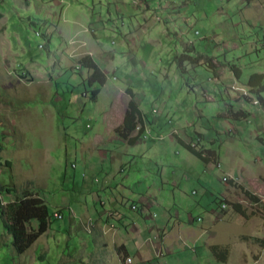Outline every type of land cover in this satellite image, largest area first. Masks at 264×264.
Segmentation results:
<instances>
[{
  "label": "rangeland",
  "instance_id": "rangeland-1",
  "mask_svg": "<svg viewBox=\"0 0 264 264\" xmlns=\"http://www.w3.org/2000/svg\"><path fill=\"white\" fill-rule=\"evenodd\" d=\"M0 13V183L16 189L2 205L31 191L51 216L22 254L0 222V264H121L114 242L134 264H264V209L245 193L264 203V89L246 85L264 76V0H0ZM85 55L103 85L89 84ZM127 88L141 111L135 144L114 131ZM114 210L140 234H93ZM153 225H167L163 256L142 263L149 246L160 257ZM212 244L229 247L226 262Z\"/></svg>",
  "mask_w": 264,
  "mask_h": 264
},
{
  "label": "trees",
  "instance_id": "trees-1",
  "mask_svg": "<svg viewBox=\"0 0 264 264\" xmlns=\"http://www.w3.org/2000/svg\"><path fill=\"white\" fill-rule=\"evenodd\" d=\"M188 48L190 47L187 45L186 49ZM187 58H190V56L186 53H183L182 55L177 57L178 67L182 72H185L183 61H185ZM79 63L82 67H85L87 69L89 84H92L96 80L101 85L105 83V73L99 68L97 63L90 55H85L84 57H82L79 60ZM208 65L212 67L214 66L212 62L208 63ZM231 70L237 78H240L241 70L239 68L231 66ZM213 72L214 74H216L214 70ZM263 78L264 76L261 73H252L249 76L246 85L250 87L251 92L259 94L258 87L259 89H264ZM126 90L129 95L127 108L125 110L121 124L115 127L114 131L116 135L122 140H125L129 144H135L143 134L142 128H138V133L133 134V132L138 127V123L141 121V111L136 104L132 91L129 88H127ZM97 92L98 89L93 90L90 98L95 99ZM85 95H87V90L85 91ZM199 140L200 138L198 137V141ZM179 142L190 153L202 160L204 163H209L210 161H212V157L210 155H204V151L199 150L197 148V144L193 142H184L182 140H179ZM1 150L2 148L0 147V151ZM210 153L211 152H209V154ZM1 159L2 158L0 157V160ZM5 164L7 166H10L11 162L9 160H5ZM15 191L16 189L14 187H10L7 184L0 183V194L11 193ZM245 193L248 195L249 199L257 203L259 208L264 209V203L260 202L256 196H253L248 191H245ZM21 195L22 196L17 198V200H14V202L10 203L11 205L7 206L0 203V222L5 229V232L11 237V246L14 252L17 254L24 253L31 246V244L49 228L51 220L47 205L42 198H40L39 196H33L31 191H23ZM222 201L224 200L218 198L217 196L214 197L213 200V202L218 206ZM232 205L236 212L240 213L242 216H246L241 207V204L233 203ZM131 209L137 210L138 208L135 204H132ZM219 209H221V206L219 207ZM56 212L59 213V217H62V209L55 211L54 216H56ZM112 213L114 214L112 217L114 219L113 223L116 228H119V226L122 225V227L126 228L127 230V224L124 223L126 216L115 210L112 211ZM196 220L198 219L196 218ZM32 221L35 222V226H31ZM193 221H195V219H191V222ZM251 240H257V238L251 237ZM210 250L218 261L226 262L228 260L229 247L227 245L212 244L210 245Z\"/></svg>",
  "mask_w": 264,
  "mask_h": 264
},
{
  "label": "crops",
  "instance_id": "crops-1",
  "mask_svg": "<svg viewBox=\"0 0 264 264\" xmlns=\"http://www.w3.org/2000/svg\"><path fill=\"white\" fill-rule=\"evenodd\" d=\"M26 3H27V1H26ZM138 202H139V205L136 204V207L140 208L141 213H142L143 211H142L141 207L144 208V206H145L148 208V206H149L147 203L148 200L146 198L140 197L138 199ZM198 217H200V216H198ZM198 217H196V218H198ZM105 220L106 221H103L102 215L98 216L97 220L95 222H93V224H92L93 228L95 229V230L93 229L94 230L93 234L100 236V237H103L106 235V232L110 230L111 232H109V233H111V234L109 236L111 237V240L114 241L115 237L117 236L118 228H116V226L114 225V223H113L114 221L109 220L107 217ZM189 221L191 222V220H189ZM125 222L127 223V231L133 230L136 234H140L141 231H140V228L137 226V223H135L133 220H130L127 218H125ZM171 224L174 225L175 223L173 221H171ZM166 226L167 225H161V226L153 225L151 227V232H154V233H153V236H149L148 238L153 239L155 246H156V250L159 251V253H160V257H157L154 255V250L152 247L149 246L150 243L148 242V238H146V241L144 240V244L149 246V248H148V251L150 254L149 257H147L145 255L142 256L139 254V252H137V254L140 257V261L142 263H145L146 261H151L153 259H155L156 261H159V259L162 258V256H163V252H162L163 239H166V237L168 236L165 233ZM102 247L103 248L106 247V249H107L106 243L103 244ZM114 248L118 253L121 264H126V261H125L126 257H129L131 259V263H129V264H134V260H133L132 256L129 254L125 244H123V243L116 244V242H114ZM102 264H106V262H104Z\"/></svg>",
  "mask_w": 264,
  "mask_h": 264
},
{
  "label": "built area",
  "instance_id": "built-area-1",
  "mask_svg": "<svg viewBox=\"0 0 264 264\" xmlns=\"http://www.w3.org/2000/svg\"><path fill=\"white\" fill-rule=\"evenodd\" d=\"M3 202V199H2V197L0 196V203H2ZM226 207V204H221V209L220 210H222L223 208H225ZM57 216V215H56ZM198 220H200L201 218L200 217H198L197 218ZM157 256V255H156ZM158 257V256H157ZM125 261H126V264H129V263H131V259L129 258V257H127L126 259H125Z\"/></svg>",
  "mask_w": 264,
  "mask_h": 264
},
{
  "label": "bare ground",
  "instance_id": "bare-ground-1",
  "mask_svg": "<svg viewBox=\"0 0 264 264\" xmlns=\"http://www.w3.org/2000/svg\"><path fill=\"white\" fill-rule=\"evenodd\" d=\"M39 36V35H38Z\"/></svg>",
  "mask_w": 264,
  "mask_h": 264
},
{
  "label": "clouds",
  "instance_id": "clouds-1",
  "mask_svg": "<svg viewBox=\"0 0 264 264\" xmlns=\"http://www.w3.org/2000/svg\"><path fill=\"white\" fill-rule=\"evenodd\" d=\"M127 258V257H126Z\"/></svg>",
  "mask_w": 264,
  "mask_h": 264
}]
</instances>
